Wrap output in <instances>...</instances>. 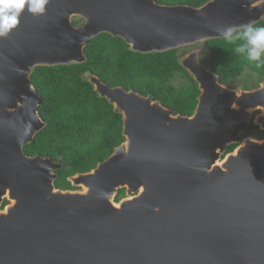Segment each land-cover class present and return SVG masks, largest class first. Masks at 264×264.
I'll use <instances>...</instances> for the list:
<instances>
[{"label": "water", "instance_id": "water-1", "mask_svg": "<svg viewBox=\"0 0 264 264\" xmlns=\"http://www.w3.org/2000/svg\"><path fill=\"white\" fill-rule=\"evenodd\" d=\"M260 20L264 0H46L40 13L26 4L0 36V264H264V138L245 136L252 124L264 130V80L229 87L199 45ZM100 33L141 53L193 46L178 61L197 103L176 113L85 71L121 114L124 140L64 189L55 179L67 165L24 150L46 124L31 74L85 62Z\"/></svg>", "mask_w": 264, "mask_h": 264}, {"label": "trees", "instance_id": "trees-1", "mask_svg": "<svg viewBox=\"0 0 264 264\" xmlns=\"http://www.w3.org/2000/svg\"><path fill=\"white\" fill-rule=\"evenodd\" d=\"M156 1L197 6L207 0ZM81 22L80 18L73 19L74 24ZM252 26L264 27V20ZM242 30L235 31L234 35ZM204 43L209 54L201 57V61L220 74L224 84L241 76L246 68L258 73L260 80H264V60L250 61L235 52L237 46L246 43L243 37L234 41L225 37L215 38ZM178 50L135 52L128 48L123 38L100 33L85 46V62L37 66L31 80L43 98L38 111L46 124L33 141L25 145V152L49 156L67 165L56 171L58 176L55 179V185L65 189L73 187L67 180L69 175L89 171L124 140L121 114L116 113L105 98L99 97L89 82L82 80L81 75L87 70L109 85H120L143 94L151 93L176 113L191 114L199 89L197 82L179 63ZM177 75L185 77L187 83L175 86L172 79ZM258 128L252 124L246 134ZM261 132L264 133V130ZM234 146L230 145L228 150ZM124 194L122 188L115 199L119 200Z\"/></svg>", "mask_w": 264, "mask_h": 264}, {"label": "clouds", "instance_id": "clouds-1", "mask_svg": "<svg viewBox=\"0 0 264 264\" xmlns=\"http://www.w3.org/2000/svg\"><path fill=\"white\" fill-rule=\"evenodd\" d=\"M45 3L46 0H0V36L17 26L26 4L29 12L40 13L44 11ZM221 35L229 41L243 37L246 43L235 48L236 54L244 55L250 61L264 60V27L246 25L235 35L232 28H226L221 30Z\"/></svg>", "mask_w": 264, "mask_h": 264}, {"label": "rangeland", "instance_id": "rangeland-1", "mask_svg": "<svg viewBox=\"0 0 264 264\" xmlns=\"http://www.w3.org/2000/svg\"><path fill=\"white\" fill-rule=\"evenodd\" d=\"M199 45H200V57H206L209 54V49L207 45L204 42ZM192 48L194 47L187 46V47L180 48L178 50V54L181 55L185 52H188ZM187 81L188 80L181 75H177L172 79V83L175 86H180L181 84L187 83ZM260 81L261 80H260V76L258 75V73L246 68L241 76L229 80L227 85L229 87H233L237 89H248V88L256 87V85L259 84ZM261 131L263 130H261L260 128L255 129L252 133H250V136L253 138H257V139H262L264 138L263 137L264 133Z\"/></svg>", "mask_w": 264, "mask_h": 264}, {"label": "flooded vegetation", "instance_id": "flooded-vegetation-1", "mask_svg": "<svg viewBox=\"0 0 264 264\" xmlns=\"http://www.w3.org/2000/svg\"><path fill=\"white\" fill-rule=\"evenodd\" d=\"M245 136H250V134H245ZM264 137V136H263ZM236 146V145H235ZM235 146L233 147V148H235ZM232 148V149H233ZM231 149V150H232ZM231 150H227V151H231ZM73 188H75V187H72L71 189H73ZM125 195V194H124ZM123 195V196H124ZM122 196V197H123ZM8 203V200L7 199H5V196H3V199H2V201H1V203H0V210H2V209H4L5 208V205Z\"/></svg>", "mask_w": 264, "mask_h": 264}]
</instances>
